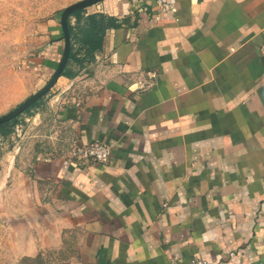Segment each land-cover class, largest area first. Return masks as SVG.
Instances as JSON below:
<instances>
[{"label": "crops", "instance_id": "crops-1", "mask_svg": "<svg viewBox=\"0 0 264 264\" xmlns=\"http://www.w3.org/2000/svg\"><path fill=\"white\" fill-rule=\"evenodd\" d=\"M165 1V12L155 0H103L84 12L118 25L94 53L90 97L54 115L77 143L109 145L110 158L38 155L42 231L25 232L18 257L75 229L76 255L55 264H264V0ZM148 70L154 84L137 90Z\"/></svg>", "mask_w": 264, "mask_h": 264}, {"label": "rangeland", "instance_id": "rangeland-1", "mask_svg": "<svg viewBox=\"0 0 264 264\" xmlns=\"http://www.w3.org/2000/svg\"><path fill=\"white\" fill-rule=\"evenodd\" d=\"M75 1L0 0V115L49 80L64 45L63 39L54 38L51 27L57 24V34L62 35L61 12ZM56 40L60 41L57 48ZM95 74L92 60L75 77L60 76L38 102L0 132V264H55L76 255L79 233L75 229L67 231L61 245L41 250L33 258L18 257L16 247L26 231L36 237L42 231L39 209L48 200V185L33 177L36 158L43 153L67 158L77 143L74 128L58 122L54 110L84 103L94 91ZM30 205L36 206L32 215L27 213ZM26 221H33L35 228L21 227Z\"/></svg>", "mask_w": 264, "mask_h": 264}, {"label": "trees", "instance_id": "trees-1", "mask_svg": "<svg viewBox=\"0 0 264 264\" xmlns=\"http://www.w3.org/2000/svg\"><path fill=\"white\" fill-rule=\"evenodd\" d=\"M86 9L87 8L76 10L68 17L70 50L66 65L60 76H65L67 78L75 77L78 69L84 67L86 63L94 60V53L102 46L105 30L118 25L115 18L111 16L99 13L84 15ZM72 18H74L73 22ZM62 39L63 37L61 35L59 40ZM58 60H60V57ZM57 64L58 62H56L51 74L55 70ZM40 98L36 102H38ZM16 117L0 124V132H2L5 126H7L10 122H13Z\"/></svg>", "mask_w": 264, "mask_h": 264}, {"label": "built area", "instance_id": "built-area-1", "mask_svg": "<svg viewBox=\"0 0 264 264\" xmlns=\"http://www.w3.org/2000/svg\"><path fill=\"white\" fill-rule=\"evenodd\" d=\"M158 6V10L161 12L168 11L170 4L165 0H155ZM156 78V72L154 70H148L143 72L141 78L136 81L137 90H145L154 84ZM111 154V148L109 145L94 140L89 143H75L68 152L67 159L77 165L87 164H102L108 162ZM190 264H212L207 259L202 257H194L190 260Z\"/></svg>", "mask_w": 264, "mask_h": 264}, {"label": "water", "instance_id": "water-1", "mask_svg": "<svg viewBox=\"0 0 264 264\" xmlns=\"http://www.w3.org/2000/svg\"><path fill=\"white\" fill-rule=\"evenodd\" d=\"M102 0H78L75 1L66 7L63 8L60 17V26L62 29V37L64 40L63 51L60 57V60L53 71L49 80L37 91L31 93L28 97H26L23 101H21L17 106L12 108L11 110L5 112L0 115V124L11 120L12 118L23 113L28 107L32 106L40 97L46 94L56 83L58 78L61 75L63 68L66 65L69 50H70V35L68 30V17L71 13L76 10L83 9L94 5L96 3L101 2Z\"/></svg>", "mask_w": 264, "mask_h": 264}]
</instances>
